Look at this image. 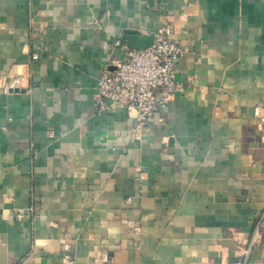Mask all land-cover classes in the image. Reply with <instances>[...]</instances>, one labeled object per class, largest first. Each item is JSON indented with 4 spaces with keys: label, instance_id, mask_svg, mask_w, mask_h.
Returning a JSON list of instances; mask_svg holds the SVG:
<instances>
[{
    "label": "crops",
    "instance_id": "1",
    "mask_svg": "<svg viewBox=\"0 0 264 264\" xmlns=\"http://www.w3.org/2000/svg\"><path fill=\"white\" fill-rule=\"evenodd\" d=\"M169 21L185 88L132 140L98 77ZM255 105L264 0H0V264H230L264 207Z\"/></svg>",
    "mask_w": 264,
    "mask_h": 264
},
{
    "label": "built area",
    "instance_id": "2",
    "mask_svg": "<svg viewBox=\"0 0 264 264\" xmlns=\"http://www.w3.org/2000/svg\"><path fill=\"white\" fill-rule=\"evenodd\" d=\"M174 23L167 22L156 30L153 43L144 49L125 46L124 56L112 55L98 77L95 103L97 112L125 110L133 119L131 139H140L153 115L173 102L184 84L177 80V63L184 56L183 44L174 37ZM120 41H117L119 44ZM21 78L4 81L5 88H17ZM254 114L264 121L259 105ZM264 207L257 217L253 235L246 247L238 250L230 264H248L256 242L264 236ZM205 264H214L207 262Z\"/></svg>",
    "mask_w": 264,
    "mask_h": 264
},
{
    "label": "water",
    "instance_id": "3",
    "mask_svg": "<svg viewBox=\"0 0 264 264\" xmlns=\"http://www.w3.org/2000/svg\"><path fill=\"white\" fill-rule=\"evenodd\" d=\"M129 32V43L138 49H144L150 46L154 41V35H150L149 37H140L136 31H128ZM141 38L140 41H136L135 38Z\"/></svg>",
    "mask_w": 264,
    "mask_h": 264
}]
</instances>
